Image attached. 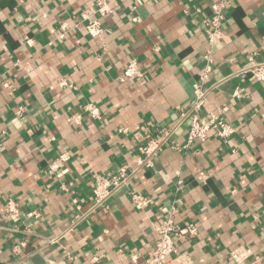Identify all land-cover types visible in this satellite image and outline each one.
<instances>
[{"label":"crops","instance_id":"0c3cea01","mask_svg":"<svg viewBox=\"0 0 264 264\" xmlns=\"http://www.w3.org/2000/svg\"><path fill=\"white\" fill-rule=\"evenodd\" d=\"M219 1L0 0V264H145L165 207L198 231L172 258L264 264V82L236 75L264 61V0H225L212 44L201 114L227 108L235 133L184 148ZM133 59L142 75L123 79ZM164 133L153 167L92 211L96 177L132 173L147 141ZM65 151L69 163L50 175ZM8 199L18 218L6 215Z\"/></svg>","mask_w":264,"mask_h":264},{"label":"built area","instance_id":"2783aa9c","mask_svg":"<svg viewBox=\"0 0 264 264\" xmlns=\"http://www.w3.org/2000/svg\"><path fill=\"white\" fill-rule=\"evenodd\" d=\"M98 11L102 14L109 12L106 8L105 3L100 1L98 3ZM227 2L221 0L212 6V17L210 21V29L207 31L209 49L205 53L204 67L200 74L197 82L194 83V99L191 103L190 108L185 112L184 115L190 119L188 128L187 139L184 148L192 147L196 142H205L211 133L227 141L232 136L236 129L233 125L227 123L224 120V114L227 112V108H222L215 112L207 113L202 115V109L206 104L207 98L210 94V88L206 85L210 79L212 69V44L216 37L221 33V27L225 20L224 10ZM89 34L93 37L99 36L103 30L100 27L99 22H94L88 26ZM64 37V33L60 35ZM140 65L136 60H131L126 66L122 78H138L141 77ZM236 75L242 77H251L256 81L264 82V61L257 63L250 61V63L242 67ZM68 83L65 80L60 81V86H67ZM242 94L241 89H236L234 97L240 98ZM92 115L96 113L94 106H90ZM168 133V132H167ZM164 133L155 139L148 140L143 148V156L137 162V168L131 173L128 167H121L118 172L111 176L96 177V183L93 190L94 203L92 211L98 208H108V199L122 187L126 186L130 181L133 173H137L139 170L144 168L153 167L154 158L162 151L164 143L166 141V135ZM71 157L68 152L61 153L54 161L48 166V173L50 175H56L59 173L70 161ZM203 175V173H201ZM65 185H64V187ZM133 202L138 206H144L147 200L143 195L139 193H132ZM74 204L77 209L80 208L77 200H74ZM80 210V209H79ZM164 218L162 221L155 226V232L158 235L154 249L148 255L145 260V264H190V258L183 255H178L172 258L173 254L177 252V243L181 240L190 241L197 235V227L193 223L180 224L173 213V210L167 207L162 209ZM19 203L15 199H8L6 204V215L18 218L20 216ZM28 217H38L39 213L31 211L27 213ZM84 215H77L75 222L82 219ZM17 250L15 249V252ZM132 260L137 261V257L133 256Z\"/></svg>","mask_w":264,"mask_h":264}]
</instances>
